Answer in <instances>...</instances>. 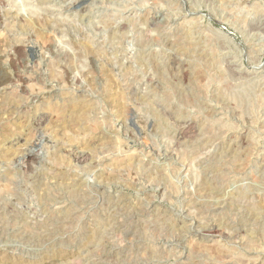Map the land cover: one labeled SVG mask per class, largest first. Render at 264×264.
Here are the masks:
<instances>
[{
    "label": "rangeland",
    "instance_id": "rangeland-1",
    "mask_svg": "<svg viewBox=\"0 0 264 264\" xmlns=\"http://www.w3.org/2000/svg\"><path fill=\"white\" fill-rule=\"evenodd\" d=\"M0 264H264V0H0Z\"/></svg>",
    "mask_w": 264,
    "mask_h": 264
},
{
    "label": "bare ground",
    "instance_id": "bare-ground-1",
    "mask_svg": "<svg viewBox=\"0 0 264 264\" xmlns=\"http://www.w3.org/2000/svg\"><path fill=\"white\" fill-rule=\"evenodd\" d=\"M184 126H185V125H184ZM187 126H189V125H187ZM187 126H186V127H187ZM193 128H194V127H193ZM184 129H185V128H184ZM188 129H189V128H188ZM190 129H191V127H190ZM190 129H189V130H190ZM189 130H187V131H189ZM183 131H184V130H183ZM181 132H182V131H181ZM189 132H190V131H189ZM232 142H233V141H232ZM71 151H72V150H71ZM75 154H76L75 157L78 158V157H79L78 152H76ZM101 167H102V166H101ZM214 226H215V225H214ZM237 227H238V226H237ZM208 229H209V228H208ZM212 231H213V230H211V232H212ZM215 233H216V232H215ZM2 255H3V254H2ZM2 261H3V260H2Z\"/></svg>",
    "mask_w": 264,
    "mask_h": 264
}]
</instances>
